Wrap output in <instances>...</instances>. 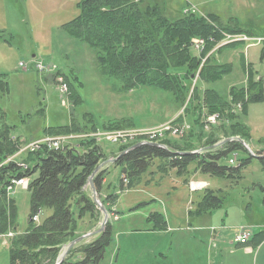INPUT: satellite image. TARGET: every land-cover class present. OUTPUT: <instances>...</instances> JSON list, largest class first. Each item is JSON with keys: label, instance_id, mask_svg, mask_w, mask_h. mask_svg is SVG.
Returning a JSON list of instances; mask_svg holds the SVG:
<instances>
[{"label": "rangeland", "instance_id": "rangeland-1", "mask_svg": "<svg viewBox=\"0 0 264 264\" xmlns=\"http://www.w3.org/2000/svg\"><path fill=\"white\" fill-rule=\"evenodd\" d=\"M79 1L0 0V110L4 114V123L10 126L6 133L7 140L15 142V153L6 162L11 159L27 167L20 158L22 160L27 153H31L30 144L40 141L39 138L51 137L44 135L46 129L67 126L71 120L80 128L90 129L94 126L99 130L107 124L124 120L132 128L111 132L130 134L145 130L163 133L168 125L184 115L183 108L174 102L169 93L147 87L128 92L118 91L117 78L99 73L96 51L71 38L63 27L79 15ZM149 3L159 5L162 13L171 21L189 15H215L222 25L230 26L235 22L255 38L264 37V0H150ZM262 47L263 44L248 48L242 45L236 51L218 57L219 62H230L233 65L232 72L211 85L196 82L199 94L211 88L227 100L230 87L244 85L246 77L241 69L240 54L246 62L252 64L256 77L261 78L264 84V61H259ZM191 53L198 55L196 50ZM37 63L50 69L54 67V70L40 73L35 68ZM58 72L67 79L63 82L65 90L58 78L54 77ZM70 94L76 97V103L71 100ZM234 110L239 116L236 122L247 130V138H235L243 141L247 148L243 146V150L231 152L218 161L219 165L226 167H235L227 162L234 156L238 166L240 160L250 155L249 151L257 157L264 155V100L249 105L246 115L241 114L238 106ZM39 111L41 114H38ZM182 118L187 125H192L189 115ZM225 122H217L208 129L204 127L200 141H192L194 138L189 137V142H193L199 151L205 148L208 138L225 140L229 125V122ZM187 132L185 129L178 137L166 134L150 139L135 135L114 141L100 137L98 142L95 141L107 157L106 161L98 164L95 172L103 169L104 164L109 167L106 169L101 195L96 193L92 184L95 174L88 178L85 192L92 201L94 197L99 205L104 196L117 195L116 215L105 210L108 214L106 223L112 226L113 243L105 249L99 264H155L153 258L148 256L151 247L155 245L154 240L164 247L155 255L161 264H209L206 261L207 250L212 247L198 238L199 225L207 228L206 233L211 239L220 236L227 241H232L240 228L253 232L263 229L257 226L264 223V170L257 159L251 160L242 170L239 179L231 180L193 173V166L189 167L190 173L187 175L177 176L174 170L168 169L162 175L158 172L161 163L154 160L139 184L120 190L119 180L125 179V176L119 174L118 168H114L111 161L116 158L121 147H127L128 152L137 144H155L167 150L164 145L166 140L182 142L187 138ZM81 152L86 154L88 151ZM190 181L206 183V189L223 201L222 206L205 219H198L191 214L204 190L191 192L188 188ZM11 192L9 198L14 201L17 213L13 233L24 234L28 229L30 194L23 187H16ZM94 205L99 214L95 215V219L86 215L78 221L79 237L100 228L103 216L97 205ZM152 213L163 216L167 223L166 230L150 231L152 224L147 222V217ZM50 214L51 211L41 210L34 225L42 223ZM156 233L160 234L154 235ZM9 234L10 230L0 234V264H9L8 251L13 238ZM99 234L79 241V245L92 242ZM68 245L61 248L55 263L58 264ZM80 259L75 256L71 261L77 262Z\"/></svg>", "mask_w": 264, "mask_h": 264}, {"label": "trees", "instance_id": "trees-1", "mask_svg": "<svg viewBox=\"0 0 264 264\" xmlns=\"http://www.w3.org/2000/svg\"><path fill=\"white\" fill-rule=\"evenodd\" d=\"M149 2L150 0H80L77 4L79 15L63 26L71 38L96 51L99 73L117 78L118 91L128 92L142 87L161 90L169 93L174 102L183 108V116H190L192 125L187 130V138L182 142L166 140L164 145L167 150L145 145L128 152L127 147L119 149V157L116 155L118 158L113 166L126 179L119 180L120 190L139 184L154 160L161 163L158 172L162 175L168 170H174L177 176L187 175L190 173L189 167L193 166V173L229 180L239 179L242 170L250 164L253 157L249 155L240 160L236 167L221 166L218 163L231 152L243 150L238 142H226L217 148L214 146L220 141L208 138L202 152L194 154L192 152L196 147L193 142H189V137L194 138L192 141L199 142L206 125L205 118L217 116L218 122H229L225 132L226 139L247 138L246 128L236 122L239 116L234 109L238 106L241 114L246 115L249 105L264 100V84L261 78L256 77L252 64L246 62L242 54L239 55L241 69L246 77L245 84L230 87L227 100L211 88H206L199 94L196 82L211 85L232 72L233 65L230 62L223 63L217 59L226 52L236 51L243 44L234 41L221 45L226 36H254L238 27L235 22L230 26L222 25L215 15H189L171 21L162 13L159 5ZM194 39L203 40V47L197 50V56L191 53L195 50L192 44ZM259 61H264V45ZM54 77L67 81L60 72ZM70 95L71 100L76 103V97ZM3 115L0 110V234L15 230L16 208L14 201L6 193L11 180L28 179L27 192L30 194L28 229L24 234L14 233L8 251L9 264H44L46 261L45 264H56L61 248L79 237L78 221L86 215L95 219V215L99 214L84 187L98 164L106 161L107 157L94 139L86 138L74 142V148L57 151L41 148L27 153L22 160L20 158L27 165L26 168L12 161L6 162L15 153V142L7 140L6 133L10 126L4 123ZM183 116H179L173 123H185L182 121ZM124 122L126 121L107 124L99 130L94 126L90 129L80 128L71 120L67 126L46 129L44 135L54 137L132 128ZM81 150L88 152L83 154ZM124 151L126 152L121 155ZM258 161L264 170V158ZM106 174L107 170L103 168L92 179L98 195H101ZM116 200V194H109L101 198V205L109 214L116 215L115 210L113 211ZM222 204L221 197L206 189L191 214L197 217L208 216ZM43 209L51 211L50 216L34 225L31 219ZM147 222L152 224V232L167 229V223L159 213L150 214ZM112 236V226L106 223L96 239L86 245L77 244L72 247L67 252V258L60 264H99L105 249L113 243ZM263 240L264 229L252 235L250 243L257 246ZM77 255L80 256V261L72 262V258Z\"/></svg>", "mask_w": 264, "mask_h": 264}, {"label": "built area", "instance_id": "built-area-1", "mask_svg": "<svg viewBox=\"0 0 264 264\" xmlns=\"http://www.w3.org/2000/svg\"><path fill=\"white\" fill-rule=\"evenodd\" d=\"M234 41H242V42H249L250 39H248L245 36H226L225 40L221 43L222 44H226V43H230V42H234ZM261 41V39H256V42L259 43ZM192 44L194 46V49L197 51L199 49H201V47H203V40L201 39H195L192 40ZM21 66V65H20ZM23 66V65H22ZM36 69L39 72H45L48 70H54V67L52 69L43 66L42 64L38 63L36 64ZM58 81H60V83L62 84L63 90H65V85L63 84L62 78H58ZM217 116H208L205 118V129H208L212 126H215L217 123ZM188 130L189 127L186 124H176V123H172L171 125H168L167 128L163 131V133H161L160 131H155V132H149V131H138L137 133H126V132H121V131H115V132H111V131H96L93 132L91 134H72V136H54V137H44L42 139H40V141L38 142H33L30 144L29 147V152H35L41 148H47L48 150H63L65 148H72L73 143L78 141V140H82V139H86V138H92L94 139L96 142H98V140H100L99 138L101 137L102 139H107L109 140H121V139H125L127 137H132L135 135L141 136L143 138H150V139H155L156 137H160V136H164L166 134L173 136V137H178L181 136L184 131ZM72 139H76L75 141L71 142ZM235 163V156L234 158L229 159V164H234ZM20 167L26 168L24 165H20ZM28 185L27 179L22 178V179H13L11 180V184L9 185V187L7 188V191H12L14 188L16 187H23V189L26 190ZM188 188L191 192H197L200 191L204 188H206V183L204 182H189L188 184ZM37 216L33 217V221L36 222ZM252 235V230H247V228H240L239 231L236 233L235 236V242L244 245L248 242V240L250 239ZM9 236H11L9 234Z\"/></svg>", "mask_w": 264, "mask_h": 264}, {"label": "crops", "instance_id": "crops-1", "mask_svg": "<svg viewBox=\"0 0 264 264\" xmlns=\"http://www.w3.org/2000/svg\"><path fill=\"white\" fill-rule=\"evenodd\" d=\"M249 63V62H248ZM114 210L115 206H114ZM209 216V215H208ZM207 216H198V219H205ZM196 219V218H195ZM200 230L198 231V238L200 240L206 241L207 245L212 248L208 249V259L206 260L210 262L209 264H264V240L257 246H254L249 241L244 244H238L235 242V237L231 241H227L225 237L218 236V239L209 237L207 228H203L204 225H199ZM264 229L263 225L257 226L258 229ZM257 229V230H258ZM262 229V230H263ZM261 230V231H262ZM260 231L253 232L252 235L259 233ZM160 233H156L154 235H159ZM165 232L163 233V235ZM217 236V234H216ZM213 237V236H212ZM252 237V236H251ZM155 241V245L151 247V253L148 255L153 258V262L155 264H161L159 260H156V252L164 250L163 244ZM76 245V244H75ZM75 257V256H74ZM73 257V258H74ZM79 259V255L76 256ZM164 264V263H163Z\"/></svg>", "mask_w": 264, "mask_h": 264}, {"label": "water", "instance_id": "water-1", "mask_svg": "<svg viewBox=\"0 0 264 264\" xmlns=\"http://www.w3.org/2000/svg\"><path fill=\"white\" fill-rule=\"evenodd\" d=\"M238 141H239V143L241 144V145H245L244 143H243V141H241L240 139H237ZM228 141H230L229 139H227V141L226 142H228ZM223 143V142H222ZM222 143H220V144H222ZM150 146H152V147H156V148H160L159 146H157V145H155V144H149ZM139 146H141V144H137V145H135L134 147H132L131 149H133V148H136V147H139ZM164 149V148H163ZM124 153H122L121 155H123ZM119 157V156H118ZM117 157V158H118ZM252 157H254L255 159H257V160H259L260 158H264V155L263 156H259V157H257V156H253L252 155ZM116 158V159H117ZM116 159H114V160H112L111 161V163L112 162H114ZM94 193V192H93ZM94 196V195H93ZM93 202L97 205V207L99 208V210L101 211V213H102V216H103V220H102V223H101V225H100V228L97 230V231H95V232H92V233H89L88 235H84V236H81V237H78L77 239H75V240H73L72 242H70L69 243V245L67 246V250L64 252V254L61 256V258H60V261L58 262V264H60L61 263V261H62V259H63V257L67 254V252L77 243V242H79V241H81V240H83V239H85V238H87V237H91V236H93V235H96V234H99V233H101L102 231H103V229H104V227H105V225H106V222H107V220H108V214H107V212L105 211V209L101 206V205H99L97 202H96V200H95V198L93 197Z\"/></svg>", "mask_w": 264, "mask_h": 264}]
</instances>
